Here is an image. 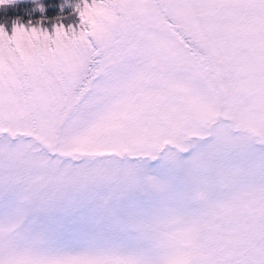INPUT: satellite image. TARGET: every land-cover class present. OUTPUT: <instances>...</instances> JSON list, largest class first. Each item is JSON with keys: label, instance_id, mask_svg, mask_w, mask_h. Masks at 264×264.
Listing matches in <instances>:
<instances>
[{"label": "snow or ice", "instance_id": "snow-or-ice-1", "mask_svg": "<svg viewBox=\"0 0 264 264\" xmlns=\"http://www.w3.org/2000/svg\"><path fill=\"white\" fill-rule=\"evenodd\" d=\"M74 13L0 28V264H264V0Z\"/></svg>", "mask_w": 264, "mask_h": 264}, {"label": "trees", "instance_id": "trees-1", "mask_svg": "<svg viewBox=\"0 0 264 264\" xmlns=\"http://www.w3.org/2000/svg\"><path fill=\"white\" fill-rule=\"evenodd\" d=\"M75 0H43L42 10L39 11L36 8V4L32 1H22V2H10L4 3L1 8L5 9L0 13V19L16 20L17 22H30L33 23L42 17L45 20H50L59 17L61 13H64V9L59 11L58 6L63 5L67 7L70 6V10L74 12V7L76 3Z\"/></svg>", "mask_w": 264, "mask_h": 264}, {"label": "rangeland", "instance_id": "rangeland-1", "mask_svg": "<svg viewBox=\"0 0 264 264\" xmlns=\"http://www.w3.org/2000/svg\"><path fill=\"white\" fill-rule=\"evenodd\" d=\"M22 1H32L34 5L36 4V8L41 11L42 10V4L43 0H11L12 2H22ZM76 4L79 3V0L74 1ZM6 3H10L7 2ZM4 4V3H3ZM2 5V4H0ZM59 11L64 9V13H61L59 17L53 18L50 20H45L42 17H39L38 20H36L33 23L30 22H17L16 20H9V19H0V28H3L5 32L9 35H11V28L14 24L16 25H23L26 28L28 27H40L41 29L48 30L51 32L52 28L56 25H63L65 28H67L69 25H72L76 22V15L72 10H70V6L67 5V7L63 8V5L58 6ZM5 11V9L1 8L0 6V13Z\"/></svg>", "mask_w": 264, "mask_h": 264}]
</instances>
